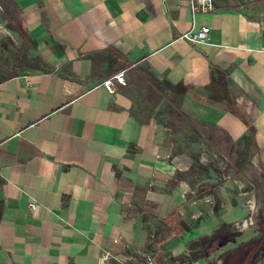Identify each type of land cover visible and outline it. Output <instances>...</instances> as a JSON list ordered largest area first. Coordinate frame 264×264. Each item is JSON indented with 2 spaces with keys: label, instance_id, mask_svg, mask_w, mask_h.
Returning a JSON list of instances; mask_svg holds the SVG:
<instances>
[{
  "label": "crops",
  "instance_id": "1",
  "mask_svg": "<svg viewBox=\"0 0 264 264\" xmlns=\"http://www.w3.org/2000/svg\"><path fill=\"white\" fill-rule=\"evenodd\" d=\"M214 3L194 13L188 0H0V25H21L33 55L0 77V264L187 256L246 218L251 175L264 182V0ZM202 26L207 42L182 37ZM121 71L125 85L163 83L180 107L141 121L133 94L102 85ZM172 117L260 164L231 170L238 190L210 170L198 193Z\"/></svg>",
  "mask_w": 264,
  "mask_h": 264
},
{
  "label": "rangeland",
  "instance_id": "2",
  "mask_svg": "<svg viewBox=\"0 0 264 264\" xmlns=\"http://www.w3.org/2000/svg\"><path fill=\"white\" fill-rule=\"evenodd\" d=\"M20 28L21 25H0V77L23 70L33 63V55L29 52L31 48L25 44ZM150 80L138 76L135 86L127 84L120 87L135 96L133 114L141 121L148 120L152 115L166 112L173 114L176 103L180 107V98L175 92L163 83ZM170 123L177 135V151L187 152L192 158L191 167L197 168L191 175L190 182L192 187L197 186L195 189L200 194L210 192L212 188L210 170L216 173L221 183L230 182L238 190L241 184L233 179L231 170L239 165H250V161H254L256 166L260 164L258 160L250 157L252 150L247 151V156L238 151L234 155L227 154V147L217 145L219 136L213 132L200 135L195 128L185 126L182 121L173 117ZM251 177L254 181L249 185L251 192L247 197V206L245 205L248 209L245 219L250 218L248 224L242 221L225 224L212 230L203 239V247L197 248L198 251L190 252L189 256L182 253L173 257L169 254L171 250H164L157 256V262L183 264L187 260L189 264H264V182L262 184L259 180L261 175L252 174ZM251 206L253 207L250 210ZM250 248L251 252L246 253ZM167 255L172 257L168 261ZM128 256L121 264H153L147 256L131 253Z\"/></svg>",
  "mask_w": 264,
  "mask_h": 264
},
{
  "label": "built area",
  "instance_id": "3",
  "mask_svg": "<svg viewBox=\"0 0 264 264\" xmlns=\"http://www.w3.org/2000/svg\"><path fill=\"white\" fill-rule=\"evenodd\" d=\"M190 7L194 13L208 12L214 9L215 0H188ZM210 28L208 26H202L198 30L191 29L185 32L182 37L193 44H199L207 42L209 40ZM126 84L124 72H118L102 82V85L109 91L114 92L118 86H124ZM250 220V218H248ZM247 219L242 220V223H247ZM197 250H190L187 253L189 256L190 252H195ZM201 254V253H199ZM170 256L167 257V261ZM165 264H170L169 262ZM183 264H189L187 260H184ZM200 264V263H198Z\"/></svg>",
  "mask_w": 264,
  "mask_h": 264
},
{
  "label": "trees",
  "instance_id": "4",
  "mask_svg": "<svg viewBox=\"0 0 264 264\" xmlns=\"http://www.w3.org/2000/svg\"><path fill=\"white\" fill-rule=\"evenodd\" d=\"M164 226L165 228L169 229L171 228L172 229V232H175L176 234H181L183 232V226L180 224V223H177V224H173L170 225L168 222L165 221L164 223ZM169 227V228H168ZM162 239V238H161ZM154 244V240L152 241L151 245ZM150 261L153 263V264H159L154 258L153 256H150Z\"/></svg>",
  "mask_w": 264,
  "mask_h": 264
},
{
  "label": "bare ground",
  "instance_id": "5",
  "mask_svg": "<svg viewBox=\"0 0 264 264\" xmlns=\"http://www.w3.org/2000/svg\"><path fill=\"white\" fill-rule=\"evenodd\" d=\"M252 207H253V206L250 207V210H251ZM247 224H248V223H247Z\"/></svg>",
  "mask_w": 264,
  "mask_h": 264
}]
</instances>
